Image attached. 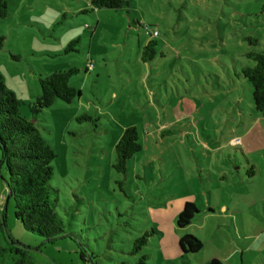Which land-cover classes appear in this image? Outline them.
<instances>
[{
  "label": "rangeland",
  "instance_id": "374dc122",
  "mask_svg": "<svg viewBox=\"0 0 264 264\" xmlns=\"http://www.w3.org/2000/svg\"><path fill=\"white\" fill-rule=\"evenodd\" d=\"M126 1L93 9L91 0H8L0 73L25 115L41 96L40 78L56 71L79 69L70 85L82 93L72 103L57 100L38 123L57 154L51 185L59 213L75 214V238L45 243L16 219L0 149L8 231L34 249L38 264H133L134 240L155 227L143 249L149 264H182L167 259V243L188 198L199 214L181 233L210 240L198 259L227 253L230 244L218 239L245 229L253 233V261L264 264V114L253 104L252 84L236 73L253 63L248 52L264 51V0ZM154 30L158 54L145 62ZM130 126L141 130L143 149L124 176L113 165ZM247 159L257 174L250 176ZM80 244L95 261L81 259Z\"/></svg>",
  "mask_w": 264,
  "mask_h": 264
},
{
  "label": "trees",
  "instance_id": "16d2710c",
  "mask_svg": "<svg viewBox=\"0 0 264 264\" xmlns=\"http://www.w3.org/2000/svg\"><path fill=\"white\" fill-rule=\"evenodd\" d=\"M126 0H91L93 9H120ZM92 9V10H93ZM264 12V3L261 7ZM9 14L8 0H0V18ZM150 34V33H149ZM151 35V34H150ZM142 49V59L152 61L158 54L159 42L153 37ZM72 41L66 53L79 43ZM5 37L0 35V50L4 47ZM251 44L252 41H251ZM252 64H243L241 71L236 73L239 78L252 84V101L255 108L264 114V51L251 50L247 53ZM79 69L60 70L40 78L42 93L30 104V115L23 111L24 103L8 88L4 76L0 73V149L2 165L8 173L7 184L9 201L14 203V213L24 228L44 238L45 243L55 242L63 237L75 238L69 229L73 227L75 214L67 212L63 217L58 211L56 192L51 185L55 176L53 161L57 154L53 146L42 135L38 123L42 112L51 107L57 100L72 103L82 93L70 85L71 77L79 73ZM142 133L137 126L128 127L116 145V161L114 169L124 176L129 170L130 160L143 149ZM256 167L250 164V175H254ZM123 188V182L120 181ZM75 209V208H74ZM199 214V208L187 200L177 217V226L181 229L189 227ZM158 233L155 227L146 230L133 242L129 254L135 256L133 264H149L150 253H143L150 239ZM80 256L84 261H95L85 246L80 244ZM204 242L193 234H185L179 239L182 264H192L190 257L199 253ZM0 264H38L36 253L30 246L16 241L8 231L5 217L0 211ZM55 264V263H47ZM96 264V263H95ZM121 264H130L122 262ZM207 264H221L214 260Z\"/></svg>",
  "mask_w": 264,
  "mask_h": 264
},
{
  "label": "crops",
  "instance_id": "0c3cea01",
  "mask_svg": "<svg viewBox=\"0 0 264 264\" xmlns=\"http://www.w3.org/2000/svg\"><path fill=\"white\" fill-rule=\"evenodd\" d=\"M236 141H237L236 139L233 141V145H236L235 144ZM247 164H248V166L251 164V162L248 161V159H247ZM256 166L257 165H255V167ZM257 172L258 171H257V167H256L255 174H257ZM187 200H189V199L187 198L186 201ZM179 206L181 208V203H179ZM181 210H182V208H181ZM224 210H226L225 207H224ZM196 217H195V219H196ZM230 217H231V220H232V224L234 226H236V228H238V223H237V220H235V215L230 214ZM208 220H209V218H208V215H207L205 217V221H206L205 226L203 227V226L199 225L198 228L199 229H202V228L205 229L207 227ZM191 225H193V224H191ZM233 225H229L228 224L227 226L230 227V228H233L234 227ZM221 226H222V224H219L218 228L221 227ZM175 229H177V228H175ZM175 229L173 228L174 231H171L172 235L174 236V239L173 240L170 239L168 241V243H167L168 245H170V250H171L170 252L172 253V255L167 256V259H174V260L175 259H180V261H181V255L182 254H181L179 249L177 250L176 245L177 244L179 245V239H180L181 236H183V233H181V230H182L181 228L178 227L177 230H175ZM178 230H179V232H178ZM186 232H187L186 234H191L188 229H187ZM166 234L167 233H164V235H166ZM195 236H197V235H195ZM200 236H202V235H200ZM200 236H197V237H199L204 242V247L199 253H197L195 255H192L190 257V261H191L192 264H207V263H209L211 261H214V260L219 261L221 264H255V262L253 261L254 238H253V233H252L251 230L242 229L239 232L236 231V229H235V231L231 230L230 234H226V239H223V238L222 239H218V243H220V244L223 243V241H224L223 247H225V246L230 244V250L227 253H225L224 251H223V253H221L217 249L216 253L210 254V255H212V257H210V259H208L206 257V253H205L204 258L201 257V259H198V257H200L199 254H202V252H204L205 249H206V242L210 241L209 239H203V237H200ZM212 237L214 238V236H212ZM228 241H229L228 244L225 243V242H228ZM223 247H222V249H223ZM215 254H219V255L215 256ZM194 258L198 259V260H195Z\"/></svg>",
  "mask_w": 264,
  "mask_h": 264
},
{
  "label": "built area",
  "instance_id": "2783aa9c",
  "mask_svg": "<svg viewBox=\"0 0 264 264\" xmlns=\"http://www.w3.org/2000/svg\"><path fill=\"white\" fill-rule=\"evenodd\" d=\"M148 33H150L151 36H153V37L159 36V32L157 30H154L153 32L152 31H148Z\"/></svg>",
  "mask_w": 264,
  "mask_h": 264
}]
</instances>
